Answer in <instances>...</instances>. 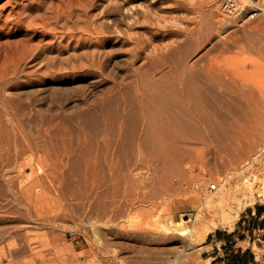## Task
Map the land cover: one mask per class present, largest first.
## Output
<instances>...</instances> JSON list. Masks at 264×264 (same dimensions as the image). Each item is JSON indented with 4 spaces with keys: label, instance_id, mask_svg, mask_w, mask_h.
Returning a JSON list of instances; mask_svg holds the SVG:
<instances>
[{
    "label": "rangeland",
    "instance_id": "1",
    "mask_svg": "<svg viewBox=\"0 0 264 264\" xmlns=\"http://www.w3.org/2000/svg\"><path fill=\"white\" fill-rule=\"evenodd\" d=\"M222 1L123 0L16 71L4 28L0 264H227L237 226L264 264V0Z\"/></svg>",
    "mask_w": 264,
    "mask_h": 264
},
{
    "label": "bare ground",
    "instance_id": "2",
    "mask_svg": "<svg viewBox=\"0 0 264 264\" xmlns=\"http://www.w3.org/2000/svg\"><path fill=\"white\" fill-rule=\"evenodd\" d=\"M224 1L225 0L222 1V5ZM122 2L123 0H0V38L4 36L3 30L5 27H8L10 30L13 29L12 33L6 34V44L10 43L9 39L11 36H17L21 34L22 31H25L24 34L21 36L18 35L19 37L11 41V43L21 46V49L17 53V57H15L17 58L15 60L16 62L14 61L15 71L21 68V65H25L27 61L36 59L40 50L46 47V45H54L53 41L56 39H59V41L66 39L68 43L72 41V39L76 37L79 38L82 34L86 33L87 36L94 35L96 39H100L101 41V34L104 33L105 30H102V23L97 22V16L100 14H104L105 16L111 13L120 16ZM240 8L241 4L238 1L236 7L234 9L231 8L229 13L226 14H234L240 11ZM88 39L91 38L88 37ZM66 45L64 44L65 47ZM189 73L197 74L195 71H189ZM231 100L233 99H230V101ZM233 102L234 100L232 103ZM232 112L231 110V113ZM249 184V188L253 187L254 184L260 185L259 195L264 196V177L253 174L251 179H249ZM219 189L220 185L216 192L219 191ZM222 199L223 198H220V200ZM186 200H188L189 203H195V201L190 198ZM214 225L215 224H212L206 228H201L195 231V233H189V230L187 231L188 228L181 225L182 227L179 229V232L180 234H192L191 236H193L196 241H200L204 239L206 233L210 231ZM190 231L192 232V230Z\"/></svg>",
    "mask_w": 264,
    "mask_h": 264
},
{
    "label": "crops",
    "instance_id": "3",
    "mask_svg": "<svg viewBox=\"0 0 264 264\" xmlns=\"http://www.w3.org/2000/svg\"><path fill=\"white\" fill-rule=\"evenodd\" d=\"M256 218L264 219V208L259 209L258 205L249 211L248 221L250 219L255 220ZM241 223H244V221ZM258 230L264 233V227ZM252 231H255V229L253 228ZM238 233L239 226L235 227L234 230L228 231L226 234H217L211 239L212 245L215 247L219 245V247L222 248L221 250L223 253L219 254V256L228 257L227 259L223 258L220 263H225V261H227V264H257L258 257L252 247L256 239H251L250 236L240 238ZM241 242H246V244H240ZM262 242H264V240H262ZM262 254H264V252H262Z\"/></svg>",
    "mask_w": 264,
    "mask_h": 264
},
{
    "label": "built area",
    "instance_id": "4",
    "mask_svg": "<svg viewBox=\"0 0 264 264\" xmlns=\"http://www.w3.org/2000/svg\"><path fill=\"white\" fill-rule=\"evenodd\" d=\"M239 0H225L223 2L222 8L225 13H229V10L231 8H235L236 4L238 3ZM254 161H258L261 163L262 166H264V145H262L256 152V154L251 158V163ZM218 189V184L213 182L209 184L208 190L209 191H216Z\"/></svg>",
    "mask_w": 264,
    "mask_h": 264
},
{
    "label": "trees",
    "instance_id": "5",
    "mask_svg": "<svg viewBox=\"0 0 264 264\" xmlns=\"http://www.w3.org/2000/svg\"><path fill=\"white\" fill-rule=\"evenodd\" d=\"M259 209L264 208V205H258Z\"/></svg>",
    "mask_w": 264,
    "mask_h": 264
}]
</instances>
